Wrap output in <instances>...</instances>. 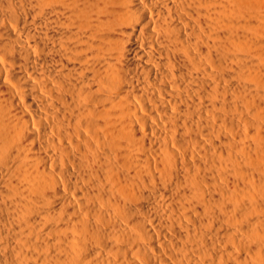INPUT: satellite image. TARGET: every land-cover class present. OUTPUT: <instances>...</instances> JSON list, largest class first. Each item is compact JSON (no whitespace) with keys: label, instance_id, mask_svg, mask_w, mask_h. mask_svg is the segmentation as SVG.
<instances>
[{"label":"bare ground","instance_id":"1","mask_svg":"<svg viewBox=\"0 0 264 264\" xmlns=\"http://www.w3.org/2000/svg\"><path fill=\"white\" fill-rule=\"evenodd\" d=\"M0 264H264V0H0Z\"/></svg>","mask_w":264,"mask_h":264}]
</instances>
